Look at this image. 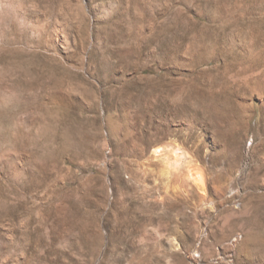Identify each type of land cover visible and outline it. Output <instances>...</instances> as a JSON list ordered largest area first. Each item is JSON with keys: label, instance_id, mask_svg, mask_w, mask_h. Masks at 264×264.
<instances>
[{"label": "rangeland", "instance_id": "1", "mask_svg": "<svg viewBox=\"0 0 264 264\" xmlns=\"http://www.w3.org/2000/svg\"><path fill=\"white\" fill-rule=\"evenodd\" d=\"M0 264H264V0H0Z\"/></svg>", "mask_w": 264, "mask_h": 264}, {"label": "bare ground", "instance_id": "2", "mask_svg": "<svg viewBox=\"0 0 264 264\" xmlns=\"http://www.w3.org/2000/svg\"><path fill=\"white\" fill-rule=\"evenodd\" d=\"M153 154L154 155H157V154H159V152H160V149L159 148H155V149H153ZM164 167V166H163ZM162 168V167H161ZM157 172V171H156ZM159 180H160V178L162 177V178H164L165 180H167V183L169 182L170 183V181H169V179H170V170H169V168H168V166H166V164H165V167L163 168V169H161V170H159ZM201 175V173L199 174V173H196V171H195V173H189V177L191 176V177H193V181H195L196 182V184H197V186H198V188L202 191V192H205V185H204V183H203V180H202V175ZM161 178V179H162ZM157 181H158V179H157ZM167 185V184H166ZM165 185V186H166ZM168 187H169V185H168ZM167 187V188H168ZM204 198V197H203ZM204 200V199H203Z\"/></svg>", "mask_w": 264, "mask_h": 264}]
</instances>
